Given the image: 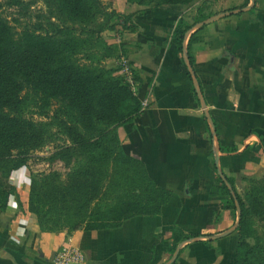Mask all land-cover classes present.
I'll list each match as a JSON object with an SVG mask.
<instances>
[{
    "label": "crops",
    "instance_id": "crops-1",
    "mask_svg": "<svg viewBox=\"0 0 264 264\" xmlns=\"http://www.w3.org/2000/svg\"><path fill=\"white\" fill-rule=\"evenodd\" d=\"M124 2L114 8L128 13ZM179 22L180 47L172 40ZM132 25L119 42L140 112L118 133L166 192L164 205L113 228L70 233L41 231L24 203L0 210V264H52L68 247L82 252L77 264L235 263L238 212L218 171L231 189L264 172V0L153 8ZM17 190L23 200L27 191Z\"/></svg>",
    "mask_w": 264,
    "mask_h": 264
},
{
    "label": "trees",
    "instance_id": "trees-1",
    "mask_svg": "<svg viewBox=\"0 0 264 264\" xmlns=\"http://www.w3.org/2000/svg\"><path fill=\"white\" fill-rule=\"evenodd\" d=\"M127 1L151 8L195 2ZM44 4L47 15L19 31L0 15V184L2 177L26 164L23 156L54 144L59 136L69 144H55L42 161L69 169L67 180L60 183L55 176L48 181L46 177L41 187L50 193V206L76 210L69 232L109 229L134 216L158 214L166 192L156 187L140 161L128 155L116 133L138 116L140 103L116 70L101 63L110 57L105 50L114 48L100 39L111 28L107 25L111 13L104 12L100 0H44ZM185 32L179 22L172 34L179 47ZM14 152L21 157L12 164ZM106 179L116 184L110 198ZM222 189L230 196L226 187ZM7 198L5 194V203ZM238 203L234 264H264V250L244 241L249 214ZM29 207L39 214L32 204ZM84 209L87 214L80 213ZM50 215H38L43 232H55L48 223L61 224L60 218Z\"/></svg>",
    "mask_w": 264,
    "mask_h": 264
},
{
    "label": "rangeland",
    "instance_id": "rangeland-1",
    "mask_svg": "<svg viewBox=\"0 0 264 264\" xmlns=\"http://www.w3.org/2000/svg\"><path fill=\"white\" fill-rule=\"evenodd\" d=\"M103 5L104 12L110 14L108 18V26L111 27L110 30H106L101 33L100 39L106 45V47H114L113 49H106L105 53L109 54L110 57L105 58L101 63L102 66L106 69H115L116 76H119L123 79V82L128 85L125 81V74L121 70V63L123 60L129 62L127 59V51L123 48V43L119 42L122 39V34L124 31H132L133 25L132 21L135 16L142 15L145 11L153 9L149 5H141L135 3H129L125 1L124 6L129 9V12H119L114 8L116 0H100ZM199 1V0H195ZM193 2L192 4H194ZM190 4V5H192ZM188 5V6H190ZM0 15L5 18L9 24L17 31L27 23H35L36 21H41L44 15H47L46 5L44 0H0ZM116 41V42H114ZM100 55V52H97ZM130 63V62H129ZM132 67V65L130 64ZM133 69V68H132ZM134 71V70H133ZM135 74V72H134ZM136 75H134V81L137 84ZM132 96H135V91L128 86ZM30 111L29 113H32ZM33 119L39 121L35 115H29ZM122 127V126H120ZM118 127L116 129L117 136L119 138ZM120 140V138H119ZM121 142V140H120ZM54 144L39 149L32 154L25 155L26 164L22 167H17L12 170L11 173L2 177V183L0 184V210L4 211L8 208H17L22 207L24 203L26 205V210L33 216L37 222L38 215L45 212H51V215H56L55 217L61 219V224L52 226L51 223L46 224L50 229H54L55 232H66L73 227V223L77 219L76 210H60L59 208H54L50 206V193L45 190V186H42V180L46 177L48 180H51L54 176L57 177L60 183L66 182L69 169H66L62 164L57 163L49 165L46 162L42 161V158L48 156L51 152L52 146L55 144H69L66 138L56 137ZM14 156L11 162L15 163V160H18L20 156L16 152L13 153ZM21 157V156H20ZM14 158V159H13ZM20 178L23 176L19 185H16L15 178ZM27 177V178H26ZM111 179V178H110ZM27 180L26 183L24 181ZM236 185L232 189L233 195L238 203V200L241 201L242 205L248 210V222H247V231L248 235L245 237L244 241L250 247H259L264 250V172H258L254 174L246 175L235 181ZM25 184V185H24ZM106 190L109 191L108 198L112 196L111 192L116 186L114 182L109 179H106L104 184ZM26 190V196H23V200L20 198V194L17 189ZM131 188V184H130ZM8 194L6 203L4 202V195ZM25 202H22L24 201ZM235 202V201H234ZM232 202V204H234ZM30 204L33 205L39 212L35 214L30 209ZM13 205V206H12ZM239 206V203H238ZM60 210V212H59ZM80 213L87 214L88 211L84 209ZM49 216V215H48Z\"/></svg>",
    "mask_w": 264,
    "mask_h": 264
},
{
    "label": "built area",
    "instance_id": "built-area-1",
    "mask_svg": "<svg viewBox=\"0 0 264 264\" xmlns=\"http://www.w3.org/2000/svg\"><path fill=\"white\" fill-rule=\"evenodd\" d=\"M121 70L125 74V81L132 90L136 89V82L134 81V71L130 63L123 60L121 63ZM83 261V254L78 248L68 247L57 252L51 259L52 264H77Z\"/></svg>",
    "mask_w": 264,
    "mask_h": 264
},
{
    "label": "water",
    "instance_id": "water-1",
    "mask_svg": "<svg viewBox=\"0 0 264 264\" xmlns=\"http://www.w3.org/2000/svg\"><path fill=\"white\" fill-rule=\"evenodd\" d=\"M218 175L221 177V179L223 180V182L225 183V185H227V188H228V190L230 191V194L232 195V197L234 198V203H235V205H236V207H237V212H238V216H237V221H236V227L238 226V224H239V218H240V210H239V206H238V203H237V201H236V199H235V197H234V193H233V191H232V189H231V187L229 186V184L227 183V181L224 179V177L222 176V173L220 172V171H218Z\"/></svg>",
    "mask_w": 264,
    "mask_h": 264
}]
</instances>
